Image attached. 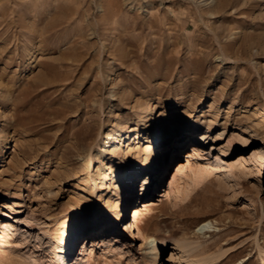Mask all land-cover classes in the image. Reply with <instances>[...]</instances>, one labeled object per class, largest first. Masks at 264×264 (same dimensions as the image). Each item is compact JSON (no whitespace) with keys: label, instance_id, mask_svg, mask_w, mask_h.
Returning a JSON list of instances; mask_svg holds the SVG:
<instances>
[{"label":"rangeland","instance_id":"obj_1","mask_svg":"<svg viewBox=\"0 0 264 264\" xmlns=\"http://www.w3.org/2000/svg\"><path fill=\"white\" fill-rule=\"evenodd\" d=\"M263 136L264 0H0V264H139L159 243V264H181L180 238L225 251L216 264H262ZM193 146L208 160L177 192ZM150 159L139 231L129 183ZM98 192L121 215L89 226Z\"/></svg>","mask_w":264,"mask_h":264},{"label":"bare ground","instance_id":"obj_2","mask_svg":"<svg viewBox=\"0 0 264 264\" xmlns=\"http://www.w3.org/2000/svg\"><path fill=\"white\" fill-rule=\"evenodd\" d=\"M191 126H193V125H191ZM205 128H206L205 133L209 132L210 125L207 124L205 126ZM181 130L179 132V135L177 134V138L175 141L177 145H178V142H180L181 138H183L185 135V132H184L185 129H183L182 131ZM159 132H160L159 139L162 141V143H159V145L158 144H156V145H158L159 147H164L165 149H164L163 153L162 152L161 153L163 155L167 156L168 152L170 151L169 147H168V146H170V144H168V139H169V136H171V134L169 132H164L162 126L159 128ZM136 136H137V134L135 133L134 138H136ZM220 136H221V133L217 134V136L215 137V140L217 138H219ZM262 139L264 140V136ZM192 150H193L192 152L194 154L193 157L189 153L186 157L187 158L186 161H182V160L177 161L176 166L178 165L179 167L172 176V178L176 177L175 180L173 181V184H174L177 192L180 190V188H182L184 185H186L185 183H187V181L191 178L192 174L195 173L196 171H198V169L200 168V165L203 166L206 164L204 160H208V158H207L208 155H207V153L204 152L203 149H198L195 146H193ZM155 151H156V148L153 150V152H155ZM161 153H157V156H160ZM190 157H192V162H189ZM158 158H160V157H157V159ZM240 158H241V160H248L243 155H241L239 157V159ZM157 159L156 160L150 159V161H148L149 163H148V165H146L144 167L145 169L142 171V173H143L142 175H141V172L137 171V170H134L131 173V175H132L131 176V183H129V185L131 184V186H133V183L137 180V189L139 190V192L144 191L143 196H145V199H143L137 205V207H133V209H132V210H134L133 223L136 224V228L139 231L143 227L142 224H144L143 220H142L143 217H145L146 214L150 213L155 208V205H156L154 200L149 199L148 193L150 190V185L151 184L154 185L153 180H154V177H156L154 175L157 173V170L159 169V167L157 165ZM194 161H196V162H194ZM184 163H186V164L184 165ZM229 168H230V172L232 175H234L232 169L235 172H237L238 174H240L242 172V170L239 168V166L233 165V166H230ZM155 171H156V173L154 174ZM160 172H162V170ZM209 173L205 170H202V174H201L202 178H205ZM145 175H147V176L144 177ZM158 175H159V173H158ZM127 186H128V183H127ZM131 186L127 187V190L123 196L127 205L130 204V202H128V201L132 196V187ZM105 188H106V185L105 186H102L100 184L93 185L94 190L95 189H97V190L104 189L105 190ZM100 195H103V192H98L96 197H95L94 202L91 204H89V202H87L86 205L84 206V209L81 211V215H83L84 224L90 223L89 224V226H90L92 223V222H90L92 218L96 219L95 220V222H96V221H99L100 217H103V220H105L107 222H110V220L111 221L112 220L117 221L118 217L121 215V211H120V209H118L119 203L116 201L117 196H118L116 193H113L111 195H107L104 197V199ZM13 205H14V203L7 201L4 203V208L15 210ZM141 208H143V209H141ZM143 211H148V212L146 214H144ZM4 226L9 227L10 231H8L7 229H1L0 230V259H2V261H4L3 257H5L3 255H2L3 257L1 256V254L4 252V248H5L4 246L10 245L12 243L11 229L13 227L11 224H8V223ZM205 227L208 228V222L197 225L195 231L197 233L201 234ZM174 231H172V233H175ZM172 244H173V249L175 251L176 250L178 251L177 254L178 253L180 254L179 256H177V258L179 260H181V264H216L217 261H221L223 259V257H224L223 255L225 253V251H223L222 249H219V248L214 252L204 253L203 250H200V247L204 244V241H202V240L201 241H192L189 239L180 238L178 240H174ZM164 245H165L164 243H159L158 249H157V246L151 247V249H153V252H151L150 259H148V260H142L141 259L142 261L140 260L139 264H159L158 258H159L160 253H162L163 249L165 248ZM60 246L61 245L58 244L57 249H59ZM158 252H160V253L158 254ZM10 262L13 263L14 260H10ZM262 264H264V262Z\"/></svg>","mask_w":264,"mask_h":264}]
</instances>
